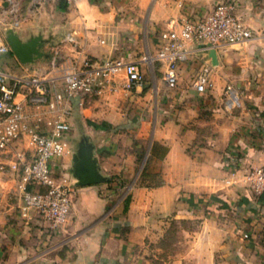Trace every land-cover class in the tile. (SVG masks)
I'll list each match as a JSON object with an SVG mask.
<instances>
[{
	"label": "crops",
	"instance_id": "0c3cea01",
	"mask_svg": "<svg viewBox=\"0 0 264 264\" xmlns=\"http://www.w3.org/2000/svg\"><path fill=\"white\" fill-rule=\"evenodd\" d=\"M227 1L253 38L217 52L210 90L195 88L206 66L201 52L181 62L178 82L168 84L165 67L144 58L157 55L169 20L196 21ZM14 2L0 0V10L19 21L13 30L22 41L41 38L44 56L24 64L6 54V70L52 76L59 56L117 57L138 62L145 83L72 100L71 145L77 150L86 139L93 146L105 180L74 185L62 228L26 222L17 177L0 171V264H264V197L227 182L233 170L264 160V0ZM228 85L237 104L229 103ZM21 147L31 153L27 142ZM74 154L52 163L71 183ZM176 228L183 229L178 247L157 243Z\"/></svg>",
	"mask_w": 264,
	"mask_h": 264
},
{
	"label": "built area",
	"instance_id": "2783aa9c",
	"mask_svg": "<svg viewBox=\"0 0 264 264\" xmlns=\"http://www.w3.org/2000/svg\"><path fill=\"white\" fill-rule=\"evenodd\" d=\"M9 24L14 28L19 21ZM4 29L0 17V57L12 53ZM253 36V30L235 13L234 2L227 1L196 21L170 19L160 35L157 55L144 60L158 61L165 67L166 82L175 85L180 63L189 56L212 50L226 53ZM67 40L79 44L71 34ZM203 57L206 66L195 82L200 93L213 87L212 65L206 55ZM49 72L54 75H18L0 63V171L9 169L18 179L22 218L26 222L39 218L52 230H58L70 218L75 189L67 176L53 172L52 163L73 153L69 138L72 100L103 96L106 92L129 93L144 85L145 76L138 62L117 57L71 62L59 56L53 59ZM226 95L230 104L238 103L233 86H227ZM25 142L31 153L21 147ZM227 182L240 185L251 198L264 197V160L233 170Z\"/></svg>",
	"mask_w": 264,
	"mask_h": 264
},
{
	"label": "water",
	"instance_id": "95a60500",
	"mask_svg": "<svg viewBox=\"0 0 264 264\" xmlns=\"http://www.w3.org/2000/svg\"><path fill=\"white\" fill-rule=\"evenodd\" d=\"M5 35L12 48V53H14L22 63H32L38 58L44 56V54L40 51V47L42 45L40 37H35L27 42H24L20 39L13 28L6 30ZM203 54L207 56L208 60L211 62V65L212 61L213 64L218 63L217 51L212 50L209 52H204ZM86 141V139L81 141L77 147V150H75L72 145V149L75 154L72 174H70V176H73L76 182L72 183L73 186L90 185L100 183L105 180L98 170L97 162L94 158L93 146L88 144Z\"/></svg>",
	"mask_w": 264,
	"mask_h": 264
},
{
	"label": "rangeland",
	"instance_id": "374dc122",
	"mask_svg": "<svg viewBox=\"0 0 264 264\" xmlns=\"http://www.w3.org/2000/svg\"><path fill=\"white\" fill-rule=\"evenodd\" d=\"M6 1L9 3V5H14L13 3H15L14 0H6ZM4 9H5V7L2 5L1 10H0V17L3 20V27L5 28L4 30H8L9 28H13V27L9 26L10 25L9 23H11L12 20L10 19L9 16H7ZM14 20H16V19H14ZM70 174H72V170H71ZM71 177L73 178V176H71ZM182 230L183 229L176 228L173 233H171L170 235H167L166 237H164V239H159L157 243L159 245L171 247V248H176V246L178 247L179 243L177 241H178L179 237L181 236V234H183ZM164 243H165V245H164Z\"/></svg>",
	"mask_w": 264,
	"mask_h": 264
},
{
	"label": "trees",
	"instance_id": "16d2710c",
	"mask_svg": "<svg viewBox=\"0 0 264 264\" xmlns=\"http://www.w3.org/2000/svg\"><path fill=\"white\" fill-rule=\"evenodd\" d=\"M129 201V199H127V202Z\"/></svg>",
	"mask_w": 264,
	"mask_h": 264
}]
</instances>
